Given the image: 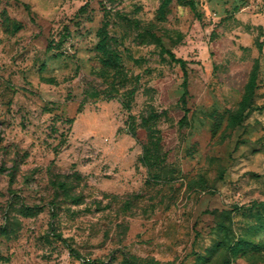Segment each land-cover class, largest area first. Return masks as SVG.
Returning a JSON list of instances; mask_svg holds the SVG:
<instances>
[{
    "label": "rangeland",
    "instance_id": "obj_1",
    "mask_svg": "<svg viewBox=\"0 0 264 264\" xmlns=\"http://www.w3.org/2000/svg\"><path fill=\"white\" fill-rule=\"evenodd\" d=\"M0 264H264V0H0Z\"/></svg>",
    "mask_w": 264,
    "mask_h": 264
},
{
    "label": "trees",
    "instance_id": "obj_2",
    "mask_svg": "<svg viewBox=\"0 0 264 264\" xmlns=\"http://www.w3.org/2000/svg\"><path fill=\"white\" fill-rule=\"evenodd\" d=\"M169 55H170V57L173 60L178 61L182 65V69L184 71V77H185V81H184V89H185V92H184V95H186L188 93V88H187L188 70H187V68L185 66V62L183 60L177 59L176 56H175V54L173 52H169Z\"/></svg>",
    "mask_w": 264,
    "mask_h": 264
}]
</instances>
